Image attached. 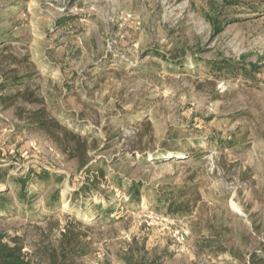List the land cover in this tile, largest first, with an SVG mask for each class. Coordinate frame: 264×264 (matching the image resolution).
Returning a JSON list of instances; mask_svg holds the SVG:
<instances>
[{
  "label": "rangeland",
  "instance_id": "obj_1",
  "mask_svg": "<svg viewBox=\"0 0 264 264\" xmlns=\"http://www.w3.org/2000/svg\"><path fill=\"white\" fill-rule=\"evenodd\" d=\"M228 1L0 0V190L16 201L0 208L3 242L32 264L63 249L64 264H241L264 250V15ZM196 58L260 70L216 78L202 61L191 71ZM17 91L39 100L9 105ZM39 108L87 141L85 167L32 125ZM92 165L106 176L87 197ZM28 174L36 193L19 202L13 177ZM157 193L189 208L159 211Z\"/></svg>",
  "mask_w": 264,
  "mask_h": 264
},
{
  "label": "trees",
  "instance_id": "obj_2",
  "mask_svg": "<svg viewBox=\"0 0 264 264\" xmlns=\"http://www.w3.org/2000/svg\"><path fill=\"white\" fill-rule=\"evenodd\" d=\"M228 5L235 8H242L241 11L244 13H258L259 15H264V0H229ZM229 8V7H228ZM217 11V13H225V9ZM223 11V12H222ZM209 15V18L211 21H213L214 24L219 22V16L217 15ZM170 63L173 64V66H184L186 61L181 59L180 55L176 54L173 55L171 58L167 59ZM204 62V68H207L211 73L215 75L216 78H219L222 75L230 76V77H238L243 74L244 76H249L251 79L255 78L254 75H250L252 72H258L260 69L259 64H252L250 69H246L242 71L241 69H238L237 65H235V61L230 59H224V60H206V59H199L196 58L195 62L196 65L191 68V71H197L200 68L199 62ZM246 72V73H244ZM249 74V75H248ZM242 75V76H243ZM34 93H22L21 91L15 92L13 95L5 98V100H10L9 105L13 104V101H16L19 99V97H23L25 100H39L36 97L33 98ZM2 98V97H1ZM31 118L34 119L32 121V125L36 126L38 128L44 129L48 135H50L55 141L61 143L64 142L63 146L65 150L69 151L71 153L72 157L78 158L80 161V164L82 167H85L89 162V145L87 141H82L81 136L74 134L73 130L64 127L61 125L59 119H57L55 116L47 117L46 111L43 108H39L37 110H34L31 112ZM59 130H62L63 134L60 135ZM76 144L73 145L72 141L76 140ZM194 152L197 150L196 147L192 148ZM87 172L89 174V178L93 176L92 181L93 183L88 184L86 183L81 187V192L87 197L90 196V192L92 190V186H96L98 181L104 180L106 176V171L104 167L100 165H92L87 168ZM55 176L56 179H61L62 175L53 173L48 170H42L40 173L36 174L37 177L41 179H48L50 176ZM32 176L31 174H28L24 177H13V180L16 183V190L18 192V201H26L29 200L33 195H35L36 191H31L29 189V181L31 180ZM4 178H1L0 181H4ZM129 190H135L132 194L133 199H138L139 196V189L137 184H130ZM8 190L2 189L0 190V208L9 206L14 204L16 201H9V199L6 197V194ZM75 195H78L79 193L76 191L74 193ZM58 194L57 191L55 194H53V198H57ZM157 196L159 198L160 204L155 205V208L159 211L164 210L167 213L172 214L173 216H178V214H181L185 212L189 207L186 202L177 204L175 199H165V197H162L160 193H157ZM166 204V208H163ZM21 247L18 244H10L9 242H3L2 237H0V264H32V261L27 258L21 251ZM73 254L72 252H68L67 250L63 249V251H48L46 253L47 257V263L48 264H64L66 261V258ZM62 256V259H61ZM64 259V260H63ZM63 260V261H62ZM241 264H264V250L259 251L257 249L253 250L249 253V256L247 259L243 261Z\"/></svg>",
  "mask_w": 264,
  "mask_h": 264
},
{
  "label": "built area",
  "instance_id": "obj_3",
  "mask_svg": "<svg viewBox=\"0 0 264 264\" xmlns=\"http://www.w3.org/2000/svg\"><path fill=\"white\" fill-rule=\"evenodd\" d=\"M168 217L169 216H167L164 219L167 220ZM173 237L175 238L177 244L179 245L184 244L190 237V228L186 224H183L179 227H175V229L173 230Z\"/></svg>",
  "mask_w": 264,
  "mask_h": 264
}]
</instances>
